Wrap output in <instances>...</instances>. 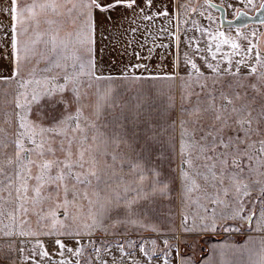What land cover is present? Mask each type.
<instances>
[{
  "label": "snow or ice",
  "instance_id": "obj_1",
  "mask_svg": "<svg viewBox=\"0 0 264 264\" xmlns=\"http://www.w3.org/2000/svg\"><path fill=\"white\" fill-rule=\"evenodd\" d=\"M243 2L251 5L253 0ZM154 3L155 0H144L141 6L140 0H128L127 3L125 0H30L21 6V0H9L8 7L0 9V15L7 16L11 21L10 29L3 31V41L7 42L6 47L8 45L11 47V52L6 55L10 57L12 66L11 76L0 73V82L7 83L19 79L28 65H33L28 71L29 76L35 77L37 72L42 73L40 79L25 80L21 84V87L25 88L35 84L30 97L27 91L17 94L15 108L20 110L16 113L19 131L16 134L17 138L12 142L15 159L9 158L6 162H0V238L46 237L49 240L48 247L55 246L58 255L63 257L65 252L73 253L77 257L76 264H82L79 259L83 255L80 240L84 235H92L91 229L97 224L109 221L122 224L129 218L128 213L132 211V204L135 201L120 196L101 198L100 185L107 186L109 181L103 179L96 171L97 161L94 157L85 159L89 149L83 145L89 140L94 141L96 137L88 135V129L92 125L87 124L84 117L86 107L84 100L87 93L82 90L91 88L92 80L109 79L95 74L92 48L94 38L89 35L94 32L95 13L97 11L106 13L124 7L138 9L144 21L154 22L160 17H169L168 4H163L160 10L152 11ZM186 7L184 4L175 3L173 15L178 19L181 9ZM260 7L264 8V3H261ZM0 28H3V25H0ZM137 31L138 28H133L132 35L135 36ZM195 31L201 30L196 28ZM190 32L192 29H185V39L182 41L178 31L173 33L166 28L160 29L157 35L152 37L153 40L163 39L167 35L170 42L153 44L152 48L147 49L146 56L133 51L132 55L138 63L130 65V68L143 67L147 71V64L139 63L140 61L151 60L156 48H164L166 52H171L175 47L176 51L172 54L173 72L165 78L174 79L181 72L190 79L194 78L201 90L197 94L198 99L207 87L208 77L205 76L204 70H210L217 76L221 73L237 76L241 68H245L249 75L264 80V72H259L257 67L264 68V57L259 51L253 55L258 45L247 35L237 32V40L232 37L224 38L223 32L213 35L204 30L201 36L207 35L211 39L202 42L195 35H189ZM148 36L152 34L149 33ZM252 36L254 37L255 33H252ZM147 39L148 37H145L141 48L145 47ZM212 41H216L215 50ZM223 45H229L231 51H222ZM41 60L51 67L37 68L36 65H39ZM69 60L72 61L71 72L66 70ZM253 60L254 64L251 63ZM221 63L227 66L221 68ZM83 76L89 77V80H82ZM201 79L205 83H200ZM251 87L259 91L255 84ZM21 95L25 103L20 102ZM220 95L222 99L219 107H216L215 97L209 92L208 98L211 103L206 108L201 109L197 105L185 110L189 111L194 119L190 122L191 134L186 128L182 132V183L186 192L191 193L194 189H199L209 204H223L226 208L237 202L241 195L250 198L258 189L259 196L256 199L260 201L259 213L264 219V182L257 178L246 183L248 176L245 175V165L242 163L245 158L249 161L247 166L249 176L252 171L264 176V171H260V167H254L252 163L254 157H261L264 140L251 139L253 132L257 136H264V130L260 128V124L264 123V108H261L254 118L251 114V105H243L240 108L233 106L232 111L237 116L242 111H248V116L246 119H236L230 124L225 118V111L233 101L224 93ZM236 98L240 99L238 93ZM42 106L46 110L41 111ZM94 111L98 113V107ZM202 111L209 114L211 123L207 126L201 115ZM136 114L142 119H147L139 108ZM253 119L257 122L255 129L251 127ZM82 121L85 123L82 124ZM70 124L75 126L67 127ZM133 124L135 126V119ZM181 124L183 128L185 122L182 121ZM229 129L236 135H228ZM69 131L74 134L72 138L67 134ZM241 131L245 139L239 138ZM185 136L187 142H183ZM241 145L244 146L243 149ZM7 146L6 143L0 144V147ZM115 159L113 156V160ZM184 165L188 166L187 169ZM260 166H264V157L260 159ZM158 175L159 173L154 174ZM93 181H95L93 195L97 197L96 200L89 198V189L93 188ZM140 181L143 183L145 177L141 176ZM157 183L159 181L156 179L147 181L148 187L153 191H163L162 188L155 187ZM13 194L14 201L10 199ZM221 195L225 199H220ZM84 201L87 202L86 211ZM9 203L13 204L11 209L5 207ZM252 203L255 204V201ZM72 208L76 209L75 214L70 211ZM205 208L207 209V205ZM60 209H63V220L58 219ZM239 211H243L242 206L239 207ZM239 211H234L231 218H238ZM33 216L36 218L35 228H32ZM184 225L187 228V220L184 221ZM83 228L89 231L85 233ZM209 229L217 230L211 223L207 224L204 230ZM223 230L239 229L226 225ZM69 242L72 246H69ZM261 243L264 244V241ZM164 244L171 248L167 240ZM130 246L139 249L140 255L147 259V264H150L152 259H162L163 264H169L167 250L160 254L153 252L148 255L144 246L136 244ZM37 249L33 250V257H39L41 260L50 257L42 241L37 240ZM117 249L121 253V264H124L125 255L133 256L132 251L125 253L122 244H118ZM18 250L22 253L24 248ZM96 251L99 252V249ZM34 264L37 262L34 261ZM59 264H68V261L61 259ZM83 264H91V260H86ZM133 264H137L136 260H133ZM219 264H230L223 250L220 252ZM252 264H264V255L259 260L252 261Z\"/></svg>",
  "mask_w": 264,
  "mask_h": 264
},
{
  "label": "rangeland",
  "instance_id": "obj_2",
  "mask_svg": "<svg viewBox=\"0 0 264 264\" xmlns=\"http://www.w3.org/2000/svg\"><path fill=\"white\" fill-rule=\"evenodd\" d=\"M213 1L225 7L227 18H233L240 9L252 13L258 8L262 0H253L251 5L244 3L243 0ZM29 2L30 0H21V6ZM177 2L187 6L186 9H181L178 19L173 15L174 5ZM8 4L9 0H0V9L7 8ZM155 4H157V0H155ZM163 4L169 5L168 11L170 15L169 17L160 18L169 22L172 26L170 32L176 33L178 31L182 41L185 39V29H192V32H190L189 35H195L197 38H200L202 42L211 39V37L207 35L201 36V32L204 30L211 32L213 35L223 32L225 34L224 38L232 37L237 40L236 33L240 32L247 35L258 45L257 49H254L253 55L256 51H259L261 56L264 57V45L262 44L264 27L262 25H248L244 28L238 29L231 27L221 30L217 11L210 8L202 0H160L159 5L162 7ZM229 5H231V7H229ZM155 10L157 11L158 9ZM193 21L195 24H193ZM0 25H3V28H0V45L2 46V48H0V73L4 76H11L12 66L11 63L9 64L6 61L7 55H4L6 41H3V31L10 29L11 21L7 16L0 15ZM111 26H119V23L113 21ZM196 28H199L201 31H195ZM252 33H255L254 37L252 36ZM61 35H63V32ZM168 39L169 38H167V40ZM212 43L213 50H215L214 44L216 41H212ZM193 46L195 47L196 45L194 44ZM244 47H247V42L244 43ZM175 51V47L172 48L171 52H166L163 48V57L165 58V56H167V59L169 57L173 59L172 54ZM222 51H231L230 46L223 45ZM164 58L163 60L165 63ZM71 63V60L67 62L68 67L66 70L69 72L72 71ZM212 63H215V61H212ZM251 63L254 64L255 61L253 60ZM46 66L51 67L43 60L40 61L39 65H36L39 69ZM220 66L221 68H224L227 65L221 63ZM32 67L33 65H28L19 79L11 80L7 83L0 82V144L6 143L8 145L6 148L0 147V162H6L9 158L13 160L15 159V149L12 142L17 138L16 134L19 131L17 123L18 117L16 113L20 110L15 108L17 94L27 91L30 97L31 90L35 87V84H31L27 88L21 87V84L25 80L31 81L33 79H40L42 76L41 72H37L35 77L29 76L28 71ZM171 67L173 68V65H171ZM257 67L259 72H264V68ZM167 68L168 67L164 66V69ZM204 74L208 77L207 87L204 89V93L199 99L197 96L201 91L199 84L195 82L194 78L190 79L188 76H184L181 72L176 75L177 89L175 92L173 90L175 95L173 96V94H171L167 99L163 98L164 100L158 108V111L160 112H158L157 115L162 116V118L166 115V111H169V109L172 111L169 122L162 119L163 131H165L166 126L169 128L171 127L174 131L173 134L177 135V145L179 148L178 156L168 162H163L158 166L159 182L163 183L170 178L174 181L175 186L173 185L172 188L176 187V189L174 188L175 197L173 198L175 203L172 204V206L170 203L167 206L161 204L159 202V192L153 191L152 188H127V190L124 191L123 196L125 195L124 197L129 200L131 195L130 192L132 194L137 193L141 204L140 207L142 206L139 211L141 212L142 209L147 210L146 217L143 218L142 216L139 222H136L135 219H133L132 222L131 218L122 224L115 223L114 221L97 224L96 227L91 229L92 235H84L80 240V247L82 248L83 255H81L79 259L82 261V264L89 259L91 260V264H104L105 261L107 264H113L114 260L115 264H121V253L117 249L118 244L124 246L125 253L129 251L133 252L132 257L127 255L124 256V264H133V260H136L137 264H147V259L140 255L139 249L131 248L130 244L144 246L148 255H151L153 252L160 254L167 250L169 254V264H184L186 261L196 264L205 258L207 254L213 253L217 256L221 250L224 251L226 249H236L239 252L251 254L253 260L256 259V256L259 260L261 256L264 255V251H262V249H264V244L261 243L264 241V219L261 218L259 213L260 201L256 199L257 196H259L258 189L252 193L250 198L241 195L237 202L231 203V206L226 208L223 204H209L208 201L204 199L199 189H194L191 193L186 192L181 180L182 132L186 128L188 129L189 134H191L192 125L190 122L194 119V116L191 115L189 111L185 110H190L197 105H199L201 109L206 108L211 103V100L208 98L209 92L215 97L216 107H219L221 104V93L226 94L228 98L233 101V104L229 105L225 111V118L228 119L230 124L236 119H246L248 116V111H242L239 113V116H237L232 111L233 106L240 108L243 105H251V114L254 118L260 112L261 108H264V80L249 75L247 69L241 68V72L237 76H230L226 73H221L217 76L210 70H204ZM81 79L89 80L85 78ZM90 82L91 85L94 84V81ZM200 83H205V81L201 79ZM252 84H255L259 91L253 90L251 87ZM92 86L91 88L82 90L87 93V98L84 100L86 105L84 109V117L86 118L87 124L92 125V127L88 129V135L89 137H96L94 141L89 140L83 145L84 148L89 149V151L86 152L85 159L95 158L97 161L96 171L98 173L101 172L102 169L107 168H138L137 162L129 163L128 161H122L120 159L111 160L112 155H105V153L98 150L99 146L97 143L99 139L95 134L94 123L92 124V113L94 110L92 108ZM173 88H175V85ZM237 93L239 94L240 99L236 98ZM111 99L115 101L125 99L124 101L127 102L124 104L128 105L129 108L133 105L132 102H130L132 101L131 97H115ZM20 102L25 103L23 95L20 96ZM171 104L174 107H171ZM44 110L46 109L42 106L41 111ZM161 112H163V115ZM73 114H75V112H73ZM201 115L203 116L205 125H209L211 123L209 114L202 111ZM182 121L185 122L183 128L181 124ZM83 123H85V121H82V124ZM74 126V124H70L67 127L72 128ZM256 126L257 122L253 119L251 127L255 129ZM260 128L264 130V123L260 124ZM58 131L60 130L58 129ZM67 134L69 138H72L74 135L71 131ZM196 135L198 136L199 133L197 132ZM228 135H236V133L232 129H229ZM76 138L79 139V137ZM239 138L245 139L243 131L240 132ZM116 139L119 141L123 140V136L117 137ZM251 139L253 141L264 140V136H257L256 133L253 132ZM110 140H112V138ZM183 142H187L186 136L183 137ZM243 147L244 146L241 145L242 149ZM257 147H259V145H257ZM249 151H254V149H249ZM261 157H264V151L261 152ZM261 157H254L252 163L254 167L259 166L260 171H264V166H260ZM236 158L239 159L240 157ZM231 159L232 157L230 156L229 160ZM198 163H200V161H198ZM242 163L245 165V175L248 176V179L245 181L246 183L257 178L264 182V176H261L257 171H252L251 175H248L249 169L247 166L249 161L246 158ZM187 167V165H184L185 169H187ZM139 168L141 169L140 171L139 169L133 170L131 176L134 180L136 179V175L142 172V169L149 170L150 166L148 164L147 166L139 165ZM150 177L151 176L148 175L147 180ZM94 186L95 181H93V188L89 189V198L92 200L97 199V197L93 195V191L95 190ZM111 190L113 189L111 188ZM108 195L115 197L117 194L110 191ZM154 196L158 198L155 201L153 200ZM10 199L12 201L15 200L14 194ZM220 199L225 198L221 195ZM252 201H255V204H253ZM83 203L85 205L84 210L86 211L87 202L84 201ZM205 205H207V209L205 208ZM240 206L243 207V211H239ZM5 207L11 209L13 204L9 203ZM70 211L73 214L76 213L75 208L70 209ZM234 211H239V216L236 219L231 218ZM62 213L63 209H60L58 212V219L63 220L64 217ZM31 220L32 228H35V216L31 217ZM185 220H187V228H185L184 225ZM129 222L132 223L127 225ZM209 223L214 224L217 230H204L205 226ZM81 224H83V221H81ZM226 225L238 228L239 230L224 231L223 228ZM83 231L87 233L89 229L83 228ZM37 240L42 241L46 246L47 251L50 253L49 258L41 260L39 257L32 256L33 250L37 249ZM165 240L168 241L171 248H167L164 244ZM48 244V238L42 236L23 238L14 236L11 239L0 238V264H34V261L37 262V264H59L61 259L68 261V264H76L77 257L73 253L65 252L64 256L61 257L58 255L57 248L55 246L48 247ZM69 246H72L71 242H69ZM21 247L24 248L22 253L18 250ZM96 249H99V252H97ZM37 250L42 251L43 249ZM215 259L216 257L212 256L211 264H215ZM242 261L244 263H249V258L243 257ZM150 264H163V260L152 259ZM205 264L209 263L205 262Z\"/></svg>",
  "mask_w": 264,
  "mask_h": 264
},
{
  "label": "crops",
  "instance_id": "obj_3",
  "mask_svg": "<svg viewBox=\"0 0 264 264\" xmlns=\"http://www.w3.org/2000/svg\"><path fill=\"white\" fill-rule=\"evenodd\" d=\"M127 2L128 0H125V3ZM143 2L144 0H140L141 6H143ZM157 4L154 3L152 11L161 9L160 0H157ZM113 21L119 23V26H111ZM171 27L169 22L161 18L156 19L154 22L142 20L138 9L118 7L114 11L106 13L97 11L95 13L94 32L89 34L91 38H94L92 48L95 59V74L109 78L99 81L92 80L94 81L91 89L92 108L98 107V113L93 110L92 124L94 123L95 134L99 139L97 143L99 146L98 150L105 153V155H112L111 160L115 156L116 159L128 161L129 163L137 162L138 168L135 169H139V171L141 170L139 165L147 166L148 164L150 166L149 170L142 169L141 173L137 175L135 173V180L131 176L135 169L128 168V170L124 167L122 169H102L99 173L109 183L107 186L100 185L101 198L112 197L108 195L110 191L117 194L115 196L124 198L125 195L123 196V194L127 188H149L147 187V181H150V179L160 181L159 176H154L155 173H158V166L178 156L177 135L173 134L174 131L171 127L166 126L165 131H163L162 126V119L169 122L172 111L170 109L166 111V115L163 118L157 115L160 112L158 108L161 106L163 98L167 99L171 94L174 96V92L177 89L176 77L174 79L165 78L173 72L171 57L166 60L163 57V48H156L153 51L151 60L139 62L147 64V71L143 67L138 69L130 68V65L138 63L132 55L133 51L140 52L146 56L148 54L147 49L152 48L153 44L169 43L167 35L163 39L153 40L152 37L156 36L160 29L166 28L170 31ZM133 28H138L135 36L132 35ZM149 33L152 36H148ZM145 37H148L146 45L141 48V44L145 42ZM0 48H2L1 45ZM9 48L10 46L8 45L4 51L5 56L6 53L11 52V48L10 50ZM9 60L10 57L7 55L6 61L10 64ZM164 66L168 68L164 69ZM81 78L89 79L87 76ZM174 85L175 88H173ZM115 97H131L132 101L130 102L133 105L129 108L128 105L124 104L127 102L124 101L125 99L116 101L111 99ZM171 107L174 106L171 104ZM138 108L147 119L137 116ZM161 113L163 115V112ZM134 119L135 126L133 124ZM122 136L123 140L119 141L116 139ZM111 138L113 141L110 140ZM148 175L151 177L147 180ZM141 176L145 177L143 183L140 181ZM173 185L175 186L171 178L155 185L156 188L163 189V191H158L161 204L167 206L170 203L172 206L175 203L173 198L175 197L174 188L176 189V187L172 188ZM130 194L129 201H135V203L132 204L133 214L130 211L128 219L132 218V222L133 219L139 222L142 216L143 218L146 217L147 210L142 209L140 212L139 210H141L142 206L140 207L139 195L131 192ZM157 199L156 196L153 197L154 201ZM121 206L123 207V199ZM132 222L127 223V225ZM224 255L230 264L244 263L242 261L243 257L249 258V263L244 264H252V261H254L251 254L239 252L236 249H226L224 250ZM212 256L216 257L214 263L218 264L220 253L217 256L213 253L207 254L205 258L196 264H205V262L211 264ZM255 260H258L257 256ZM191 263L186 261L184 264Z\"/></svg>",
  "mask_w": 264,
  "mask_h": 264
},
{
  "label": "water",
  "instance_id": "obj_4",
  "mask_svg": "<svg viewBox=\"0 0 264 264\" xmlns=\"http://www.w3.org/2000/svg\"><path fill=\"white\" fill-rule=\"evenodd\" d=\"M210 8L217 11L218 19L220 24V29L226 28H244L248 25H263L264 26V8H261V1L258 8H256L252 13L246 12L245 10H238L237 13H242L241 15H236L233 18H227L226 9L223 5L214 2L213 0H202ZM262 44L264 45V36L262 38Z\"/></svg>",
  "mask_w": 264,
  "mask_h": 264
},
{
  "label": "flooded vegetation",
  "instance_id": "obj_5",
  "mask_svg": "<svg viewBox=\"0 0 264 264\" xmlns=\"http://www.w3.org/2000/svg\"><path fill=\"white\" fill-rule=\"evenodd\" d=\"M263 26V25H262ZM264 27V26H263Z\"/></svg>",
  "mask_w": 264,
  "mask_h": 264
}]
</instances>
